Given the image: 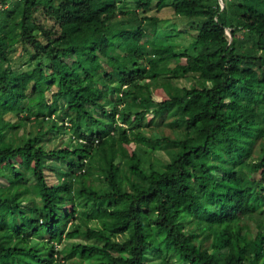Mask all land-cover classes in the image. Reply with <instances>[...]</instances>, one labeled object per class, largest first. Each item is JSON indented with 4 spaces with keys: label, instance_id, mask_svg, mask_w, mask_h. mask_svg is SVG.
Instances as JSON below:
<instances>
[{
    "label": "trees",
    "instance_id": "obj_1",
    "mask_svg": "<svg viewBox=\"0 0 264 264\" xmlns=\"http://www.w3.org/2000/svg\"><path fill=\"white\" fill-rule=\"evenodd\" d=\"M166 10L189 47L171 42L188 30L162 28ZM149 251L151 264H264V0L10 3L0 264Z\"/></svg>",
    "mask_w": 264,
    "mask_h": 264
},
{
    "label": "rangeland",
    "instance_id": "obj_2",
    "mask_svg": "<svg viewBox=\"0 0 264 264\" xmlns=\"http://www.w3.org/2000/svg\"><path fill=\"white\" fill-rule=\"evenodd\" d=\"M171 12L172 11L166 10L164 12V14L161 15V17L163 19H166V21L169 20V22L167 21L168 22L167 24H166V22L162 24V26H163L162 28H167L168 30L171 31V28H176L175 24H178V28L180 27V29L188 30L187 29L188 26H187V24H185V22L184 23L183 22H180L181 20L176 19V18L173 19L174 17L171 18ZM158 15H160V14H158ZM191 33H192V31L191 30L190 31L188 30V32L186 31V32H184V33H182V34H180L178 36H174V37H172L171 42L174 44V46L177 49H181V48L183 49V48L189 47V44L193 40V36H192ZM158 38H159L158 40H163V37H161V36H159ZM23 54H24V50H23V48L21 46H19L17 52L14 55V61H16V63L14 64V67H18V66L21 65V62L18 60V58L21 57V56H23ZM175 63H176V61L175 60H172L170 62V64H169L170 67H173L175 65ZM188 83L189 84L192 83V80H188ZM48 95L50 96L51 95V92H48ZM155 98L156 99H160L159 96H155ZM56 134H57V131L51 130V135H56ZM57 141H59V139H57ZM160 152H162V151H160ZM163 153H164V151H163ZM163 153H161V156L163 155V157H164L165 156L164 155L165 153L164 154ZM68 242L69 241L66 240L63 243L66 244ZM64 244L62 246H64ZM62 246L59 245L58 247L61 248ZM157 259H158L157 253H154V252L149 251L147 253V255H146L145 260H144V264H151L154 261H158Z\"/></svg>",
    "mask_w": 264,
    "mask_h": 264
},
{
    "label": "built area",
    "instance_id": "obj_3",
    "mask_svg": "<svg viewBox=\"0 0 264 264\" xmlns=\"http://www.w3.org/2000/svg\"><path fill=\"white\" fill-rule=\"evenodd\" d=\"M5 4H0V10L7 7L10 3H13L15 1H21V0H6Z\"/></svg>",
    "mask_w": 264,
    "mask_h": 264
}]
</instances>
